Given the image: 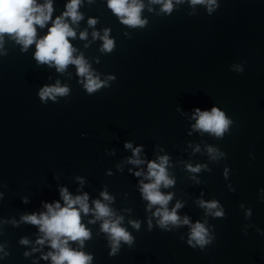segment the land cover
Masks as SVG:
<instances>
[{
	"label": "water",
	"instance_id": "water-1",
	"mask_svg": "<svg viewBox=\"0 0 264 264\" xmlns=\"http://www.w3.org/2000/svg\"><path fill=\"white\" fill-rule=\"evenodd\" d=\"M139 2L143 26L122 23L108 0H80L78 21L64 16L71 0H51V19L35 26L38 42L57 17L69 24L73 57L103 82L93 93L75 64L58 71L35 59L36 42L0 38V264H53L50 239L23 217L66 207L65 188L73 199L88 196L80 215L90 237L68 247L90 264H264V0H172L170 13ZM57 85L68 93L40 98ZM213 107L231 121L223 136L194 127L195 110ZM165 156L174 183L159 191L172 196L169 211L181 205V222L161 226L162 206L149 207L142 183L154 182L148 163ZM97 200L113 215L98 219ZM212 201L217 208L202 206ZM105 220H120L131 242L113 252ZM197 222L208 230L203 247L189 243Z\"/></svg>",
	"mask_w": 264,
	"mask_h": 264
},
{
	"label": "clouds",
	"instance_id": "clouds-1",
	"mask_svg": "<svg viewBox=\"0 0 264 264\" xmlns=\"http://www.w3.org/2000/svg\"><path fill=\"white\" fill-rule=\"evenodd\" d=\"M155 3H163V10L171 12L173 8L172 0H153ZM179 2V0H177ZM216 0H191L193 5L196 4H215ZM80 5V0H71V3L67 5V11L64 13L65 17H71L73 21L82 19V16L77 11ZM108 7L119 17H121L122 23L130 26H143L146 21L140 18V13L144 7L139 0H108ZM211 11V9H209ZM53 7L51 0L46 5H37L36 0H0V38L5 33L14 34L18 41L23 43L24 47L32 45L36 42L35 59L40 64H49L53 62L58 71H63L69 64H75L77 66L78 74L80 76L87 77V83L84 87L89 93L95 92L97 89L103 86V82L98 78H94L89 70V66L83 57L74 58L73 52L75 49L69 41V37H75V31L69 26V24L63 21L62 17H57L53 26L49 29L48 34L36 41V25L43 27L47 21L51 19ZM90 24H95V20H90ZM86 33H81V38H84ZM104 50L111 51L114 47L113 40L109 39L107 33L104 36ZM67 87L60 86H45L41 89L39 95L42 100L52 98L55 100L57 95L63 96L68 93ZM198 117L197 123L194 126L196 129L203 130L205 132L214 133L216 136H223L224 132L228 129L231 121L225 116V113L217 107H213L209 111H201L199 108L195 110L194 118ZM131 148V144L125 145ZM141 148H136L134 154L139 155ZM209 151H213L211 148ZM133 163H142L140 160H134ZM168 163V157H160V163L155 161L148 163V176L154 178V182L143 184L142 193L146 200L151 205H161V209H158L155 215L162 217L160 220L161 226L167 225L169 222L172 224H179L180 218L176 213V209L181 205L177 204L176 208L169 211L167 205L172 199V196L164 195L159 191L161 185L168 187L174 183L173 180L168 178L166 165ZM191 171H199V166L191 168ZM141 173L137 172L139 176ZM63 199L66 203V207H61L59 203H56L55 207L52 204H47V213L37 215H26L23 219L29 223L40 226V231L45 233L44 239H50L51 247L56 249L55 253H49L53 264H90L92 257L86 255L83 252H77L68 247L69 240H79L81 244L85 239L90 237L89 230L81 223L80 211L87 214L90 209L87 203L88 196H77L75 199L68 193L67 189H63L61 192ZM105 200L110 199L107 193H102ZM202 206L207 207L209 210L217 208L218 203L201 202ZM79 205V208L76 207ZM95 214L97 218L110 217L113 215L111 209L101 203L99 200L95 201ZM216 216H223L222 211L215 213ZM122 219V218H121ZM184 224H188L187 217L183 220ZM135 227H139L138 223L134 222ZM102 229L105 232L111 234L114 241L113 252L116 251V246L120 241L131 242V235L122 227H120V220L111 221L105 220ZM208 230L204 224L197 222L192 226L191 236L189 243L196 241L201 247L209 243ZM44 239L38 241L43 244ZM27 243V241H23ZM47 259V257H45Z\"/></svg>",
	"mask_w": 264,
	"mask_h": 264
}]
</instances>
